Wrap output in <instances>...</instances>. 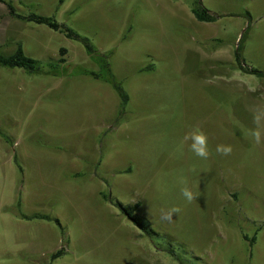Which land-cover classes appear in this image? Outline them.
<instances>
[{
  "label": "rangeland",
  "instance_id": "1",
  "mask_svg": "<svg viewBox=\"0 0 264 264\" xmlns=\"http://www.w3.org/2000/svg\"><path fill=\"white\" fill-rule=\"evenodd\" d=\"M3 1L88 39L129 100L101 58L0 2V55L67 61L58 77L0 68V264H264V79L235 61L248 30L243 58L264 73V0ZM103 196L140 204L149 234Z\"/></svg>",
  "mask_w": 264,
  "mask_h": 264
},
{
  "label": "trees",
  "instance_id": "2",
  "mask_svg": "<svg viewBox=\"0 0 264 264\" xmlns=\"http://www.w3.org/2000/svg\"><path fill=\"white\" fill-rule=\"evenodd\" d=\"M0 2L7 6L9 10V14L12 19L25 22L28 24H35L37 26H44V27H47L51 31L63 34L67 39L73 40V41H76L82 44L85 47L88 55L92 57H96V58H101L104 61L105 67L108 69V72H109V78L106 80V82L109 83L112 86V88L118 93L124 105L128 103L129 99H128L127 94L124 92L120 84L116 82L114 76L111 73L110 64H109V61H107V57H106L108 55H104L105 58L98 55L97 54L98 51L94 48V46L91 44V42L88 39L81 37L80 35L75 33L73 30L67 28L64 25L59 24L57 20H55V18H48V17L37 16V15L23 17L16 13L12 4H7L3 0H0ZM192 12L198 22L211 24L217 21V17L211 15L210 12L207 9H205L201 3H199L192 10ZM245 18L251 21V16L249 13L245 14ZM247 33H248V30L242 36L238 44L237 50L235 51V61L237 64V69L245 75L256 76L258 78L264 79V73L258 70H255L253 68H250L243 58L242 42L247 37ZM61 53L63 55L66 54V50H62ZM66 63L67 61L65 59H58V60H55L54 62L47 63V67L50 71L45 73L44 68H43V63L26 56L21 44H18L17 50L13 55L8 56V57L0 55V68L12 69V70L20 69V70H24L28 74L37 75V76L48 74L54 77H58L60 74V71L63 68H65ZM92 75L99 78L97 74H92ZM5 140L8 141L7 139ZM14 162L16 165H18L17 156L14 157ZM103 201L120 209L122 214L131 223H133L139 230H141L142 232L146 234H149L150 231L147 228V226L144 224L143 222L144 219H142L140 216L137 215L140 209V206H141L140 204H136L134 206L125 208L120 204H116L110 197H107V196H103ZM19 215H20V218L24 221H28V222L41 221V222H47V223H55L57 226H59L62 229V225L60 221L57 219H53L49 216L37 215V214L32 215V216H26L22 213H19ZM252 242L254 244L255 238L253 239ZM61 256H63V252L59 251L57 254L53 255L52 260L60 258Z\"/></svg>",
  "mask_w": 264,
  "mask_h": 264
},
{
  "label": "clouds",
  "instance_id": "3",
  "mask_svg": "<svg viewBox=\"0 0 264 264\" xmlns=\"http://www.w3.org/2000/svg\"><path fill=\"white\" fill-rule=\"evenodd\" d=\"M185 139L191 140L190 149L197 157L207 158V137L203 132H201L199 129L193 130L189 135L185 136ZM217 151L226 155L231 152V147L218 146ZM182 194L188 201H191L194 198L193 193L188 188L182 189ZM166 218H170V214L169 217Z\"/></svg>",
  "mask_w": 264,
  "mask_h": 264
}]
</instances>
